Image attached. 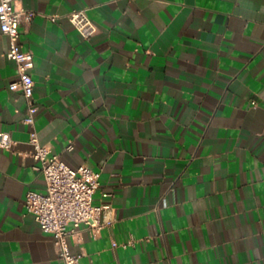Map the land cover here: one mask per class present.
<instances>
[{"label":"crops","instance_id":"crops-1","mask_svg":"<svg viewBox=\"0 0 264 264\" xmlns=\"http://www.w3.org/2000/svg\"><path fill=\"white\" fill-rule=\"evenodd\" d=\"M35 128L100 173L111 221L68 238L79 264H264V0H17ZM85 10L86 40L68 15ZM55 17V21L51 18ZM0 30V264H59L25 207L45 193ZM72 145L73 149L68 150Z\"/></svg>","mask_w":264,"mask_h":264},{"label":"built area","instance_id":"built-area-1","mask_svg":"<svg viewBox=\"0 0 264 264\" xmlns=\"http://www.w3.org/2000/svg\"><path fill=\"white\" fill-rule=\"evenodd\" d=\"M17 0H0V30L8 37L9 48L6 56L16 66L17 76L10 82L9 90L20 93L25 99L27 116L24 123L30 127L29 144L33 150L29 155L36 162L45 181L46 192L29 191L25 198L27 212L34 215L41 231L53 237L59 264H79L81 255L70 252L69 237L76 235V228L84 226L98 234L111 221H103L102 214L110 206H95L94 195L100 186V173L87 165L77 169L69 167L48 146L40 143L35 128L38 107L34 101L35 82L32 77L34 56L24 51L20 41V26L29 25L34 17L32 12L16 8ZM55 21V17L51 18ZM69 22L86 40L98 31L96 24L85 10H74L68 15ZM15 141L11 132L0 131V148L11 150ZM68 150L73 146L69 145Z\"/></svg>","mask_w":264,"mask_h":264}]
</instances>
